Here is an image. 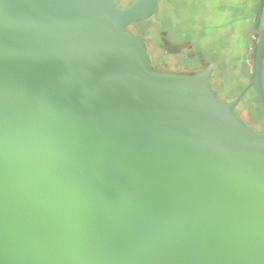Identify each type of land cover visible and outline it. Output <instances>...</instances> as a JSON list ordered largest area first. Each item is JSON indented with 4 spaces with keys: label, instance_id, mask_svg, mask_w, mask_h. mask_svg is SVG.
Instances as JSON below:
<instances>
[{
    "label": "water",
    "instance_id": "obj_1",
    "mask_svg": "<svg viewBox=\"0 0 264 264\" xmlns=\"http://www.w3.org/2000/svg\"><path fill=\"white\" fill-rule=\"evenodd\" d=\"M263 7L222 100L126 29L157 0H0V264H264Z\"/></svg>",
    "mask_w": 264,
    "mask_h": 264
},
{
    "label": "rangeland",
    "instance_id": "obj_2",
    "mask_svg": "<svg viewBox=\"0 0 264 264\" xmlns=\"http://www.w3.org/2000/svg\"><path fill=\"white\" fill-rule=\"evenodd\" d=\"M115 1L119 6H124L128 0ZM257 2L258 0H157V11L140 20L135 26L136 30L132 31L139 36L143 34L153 65L159 63L166 51L164 37L168 39L167 42L172 43L189 41L194 49L214 62V88L220 99L229 100L242 90L253 74L256 39L250 29V20ZM248 40L251 43L249 46ZM166 47L168 51H174L173 46ZM180 53L184 54L185 49ZM172 57L169 59H174ZM262 80L264 87V59ZM260 107L252 86L246 90L235 111L255 131L262 133L264 111Z\"/></svg>",
    "mask_w": 264,
    "mask_h": 264
},
{
    "label": "flooded vegetation",
    "instance_id": "obj_3",
    "mask_svg": "<svg viewBox=\"0 0 264 264\" xmlns=\"http://www.w3.org/2000/svg\"><path fill=\"white\" fill-rule=\"evenodd\" d=\"M257 4H258V2L255 5L254 15L250 20V29H251L252 33L255 35V39H256L257 35L254 33L253 19H254L255 13H256ZM263 25H264V7H263V12L261 14V18H260L257 30H260ZM166 39H167L166 37H164V39H163V45L165 46L166 51L164 52L163 56L161 57L162 59L159 61L158 64H155V66H158L162 69H168V70L196 72L199 70H203V69L207 68L208 65L212 64L213 69H212V72L210 74V80L212 82V86L214 87V85H213V77H214L213 75H214V70H215L214 62L207 59L206 56L204 54H202L200 51H197L196 49H194L193 45L189 41H188V43H187V41H182L180 43H172L171 41L167 42L168 39L167 40ZM225 40H226V38H225ZM249 40L247 42L248 46L251 44L249 42ZM254 43H255V41H254ZM145 44H146V42H145ZM168 45L173 46L172 49H174V51H168L167 47H166ZM188 47H192V49L189 50V49H187ZM182 49H185L184 54L180 53ZM253 53H254V50H253ZM149 55H150V53H149ZM172 55H175V56L172 57ZM171 57L174 59L170 60L169 58H171ZM150 58H151V56H150ZM262 133H264V131Z\"/></svg>",
    "mask_w": 264,
    "mask_h": 264
},
{
    "label": "trees",
    "instance_id": "obj_4",
    "mask_svg": "<svg viewBox=\"0 0 264 264\" xmlns=\"http://www.w3.org/2000/svg\"><path fill=\"white\" fill-rule=\"evenodd\" d=\"M131 0H128L125 4H127V3H129ZM138 23H139V21H137V22H134V23H131V24H129V25H127V27H126V29L128 30V31H131V32H133L132 31V29H135V26H136V24L138 25ZM136 30V29H135ZM135 33V32H134ZM136 34V33H135ZM136 35H138V34H136ZM139 36V35H138ZM142 36H143V34H142ZM141 36V37H142ZM145 39V38H144ZM238 94V93H237ZM237 94H235V95H233L230 99H234L235 97H236V95ZM245 94V93H244ZM244 94H243V96L241 97V99L239 100V102L236 104V106H235V110H236V108H237V106H238V104L241 102V100H242V98H244ZM229 99V100H230ZM259 102V101H258ZM260 104V103H259ZM261 108V110H262V107H260ZM236 112V111H235ZM262 112H263V110H262ZM237 114V113H236ZM238 115V114H237ZM239 116V115H238Z\"/></svg>",
    "mask_w": 264,
    "mask_h": 264
}]
</instances>
